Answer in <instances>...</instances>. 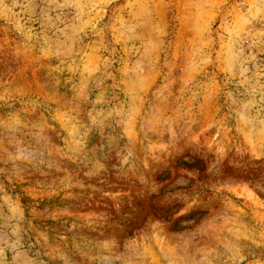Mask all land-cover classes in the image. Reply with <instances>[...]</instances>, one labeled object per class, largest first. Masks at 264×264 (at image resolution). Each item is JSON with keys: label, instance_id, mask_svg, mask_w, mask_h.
<instances>
[{"label": "rangeland", "instance_id": "1", "mask_svg": "<svg viewBox=\"0 0 264 264\" xmlns=\"http://www.w3.org/2000/svg\"><path fill=\"white\" fill-rule=\"evenodd\" d=\"M0 264H264V0H0Z\"/></svg>", "mask_w": 264, "mask_h": 264}, {"label": "trees", "instance_id": "2", "mask_svg": "<svg viewBox=\"0 0 264 264\" xmlns=\"http://www.w3.org/2000/svg\"><path fill=\"white\" fill-rule=\"evenodd\" d=\"M200 164H201L200 162H194V163H192V165H200ZM188 218H191V217H187V219ZM180 219H182V217ZM180 219H178V220H180Z\"/></svg>", "mask_w": 264, "mask_h": 264}]
</instances>
